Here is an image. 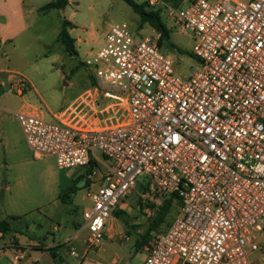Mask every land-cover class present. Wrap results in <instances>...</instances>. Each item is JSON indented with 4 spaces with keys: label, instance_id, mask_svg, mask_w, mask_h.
Listing matches in <instances>:
<instances>
[{
    "label": "built area",
    "instance_id": "2783aa9c",
    "mask_svg": "<svg viewBox=\"0 0 264 264\" xmlns=\"http://www.w3.org/2000/svg\"><path fill=\"white\" fill-rule=\"evenodd\" d=\"M185 1L171 12L194 40L200 69L193 77H175L156 43L136 41L116 25L86 65L102 86L106 111L116 108L121 121L74 125L67 115L75 106L55 122L16 118L34 159L52 157L58 169L91 167L85 181L95 188L82 229L90 247L145 176L150 193L181 202L180 217L148 238L145 264H249V252L264 255L253 237L264 229V0ZM10 89L22 95L30 86L15 77ZM5 251L13 263L24 257L13 241L0 246V257Z\"/></svg>",
    "mask_w": 264,
    "mask_h": 264
},
{
    "label": "rangeland",
    "instance_id": "374dc122",
    "mask_svg": "<svg viewBox=\"0 0 264 264\" xmlns=\"http://www.w3.org/2000/svg\"><path fill=\"white\" fill-rule=\"evenodd\" d=\"M133 1L137 5L149 2ZM185 5L186 1L182 0L168 4L158 2L146 8L148 11L160 9V19L170 30V39L159 50L172 60L173 75L182 81L193 77L200 69L198 60L190 54L194 40L175 24L176 14L171 12V9L177 8V12ZM39 16L38 21L30 24L26 38L21 39L24 40L20 42L23 47L19 51L10 49L5 60V69L16 78L28 81L31 89L23 97L15 98L9 86L6 89L11 94L6 97L8 102L0 103L5 110L0 113V129L9 133L7 147L0 143V221L9 222L11 227L0 246L11 240L18 242L24 251L19 264H35L34 260L38 264H53V260L56 264H145L148 238L164 233L180 217L178 200L172 196H155L149 192V179L138 177L129 195L119 202L108 220L109 224L113 222L115 236L103 237L96 246L90 247L86 243L87 232L81 229L85 225L83 214L91 207L87 193L95 186H78V181H70L66 186V181L77 173L86 176L91 167L58 169L52 157L34 159L18 120L10 112L16 113L21 104L29 102L41 111L39 117L42 120L55 122L54 114L62 113L82 92L99 85L94 68L87 66L86 61L105 45V36L111 27L124 24L136 41L148 38L157 44L156 31L148 22L141 24L139 14L122 0H75L64 14L76 25L70 35L76 41V54L70 55L55 37L62 22L58 12ZM178 49L184 52L180 53ZM109 112L121 121L116 109ZM95 154L103 164L111 165L100 152ZM73 184L76 188L70 190ZM168 201L170 205L166 203ZM157 219L160 223L150 228ZM77 232L79 240L70 242ZM253 237L264 249V229L253 232ZM59 244L56 258L34 249ZM85 248L88 254L82 261ZM71 250L78 258L70 256ZM12 253L5 251L0 264H14ZM248 260L249 264H264V255L260 251L249 252Z\"/></svg>",
    "mask_w": 264,
    "mask_h": 264
},
{
    "label": "crops",
    "instance_id": "0c3cea01",
    "mask_svg": "<svg viewBox=\"0 0 264 264\" xmlns=\"http://www.w3.org/2000/svg\"><path fill=\"white\" fill-rule=\"evenodd\" d=\"M42 1L43 0H0V103L4 104L8 102L6 97L11 96V94L6 89L7 87L10 86V84L15 79V76H14L15 74H11V72H9L7 68L5 69V63H6L5 60L7 58V52L10 51V49L19 51V49L23 47V45L20 42L24 41L21 39L26 38L24 37L25 34L30 31L29 29L31 27L30 24H32V22L34 23L38 21V19H40L39 15L44 16L45 14L51 11H55V12H58V14L61 17V21H62L61 27L64 21H67L71 24V27L67 28L69 29V32L67 30L69 36L71 35V32L74 30L76 26L69 18H66L64 16L66 9L71 4L75 3V0H67L68 4L64 9H61V10L51 9L47 12H42L40 9L43 6L47 5L48 3L52 2L53 0H46L45 2H42ZM180 1L182 0H149V3L150 5H155L158 2L162 4H168L169 2L176 3ZM59 33H60V30H58L55 36L57 41H58ZM95 85L97 87L91 86V88H88L87 90L82 92V94L77 96L66 107L64 111L74 106L77 107L76 109L77 112L76 111L73 112L74 113L73 115H69V114L67 115L68 118H70L68 122L74 125H84L85 127L90 128V129H100L102 127L107 126L108 124H115L119 122V120L117 121L116 114L111 116V112L106 111L107 101L103 95V89L98 84H95ZM30 89H31V86H30ZM14 94H15L14 95L15 98L17 97L21 98L24 96L25 93L22 95H18L16 93ZM112 109H116V108H112ZM15 111L16 113H25V114H32V115H37V116H39L41 113V111H39L35 106L31 105L29 102L21 104L20 107ZM64 111L59 114H54L52 117L53 120L56 121V120H63L64 118H67L62 115ZM1 112H5V110L0 105V113ZM16 113L10 112L11 116H13L14 118H16ZM2 118H3V115H2ZM0 143L3 144L4 147H7L9 143V133L5 131V129H0ZM70 181L71 182L78 181L79 186H83L86 183L85 176H83V174L81 173L74 174L70 180H67L66 186L68 185V183H70ZM104 232H105V238H108V237L112 238L113 236H115L114 235L115 232L113 230V222L112 224H109L107 222ZM5 235H7V233L2 235L1 239H4ZM1 239L0 241H2ZM78 240H79V232H77L70 239V242L78 241ZM11 241H13L16 245L19 246L18 242H16L15 240H11ZM60 246L61 244L52 245V246H40V247H34V249L37 252L40 251L43 254H48L49 257H52L50 253L47 251V249L54 248L55 250H58ZM85 254L86 255L88 254L86 248L83 250L82 255H81L82 261L85 259L84 257ZM56 257H57V251H56ZM73 258H78V255L77 257H73ZM20 262L21 261H19L18 263H14V264H19ZM33 263L38 264V261L34 260ZM53 264H56L54 260H53Z\"/></svg>",
    "mask_w": 264,
    "mask_h": 264
},
{
    "label": "trees",
    "instance_id": "16d2710c",
    "mask_svg": "<svg viewBox=\"0 0 264 264\" xmlns=\"http://www.w3.org/2000/svg\"><path fill=\"white\" fill-rule=\"evenodd\" d=\"M126 4H128L136 13L139 14L141 18V24L148 22L153 29L156 31L157 34H159L157 45L160 47L163 43L169 42L170 39V30L163 24V22L160 19V9L156 11H148L146 8L150 6L149 2H146L142 5H137L133 0H122ZM68 4L67 0H53L52 2L48 3L47 5L43 6L40 10L42 12H47L51 9H64ZM71 27V24L67 21H64L62 23V27L58 36V41L62 43L65 50L70 55L76 54V49L74 47L75 41L72 39L68 32L67 28ZM173 47V45H172ZM180 53H183L181 49H178ZM192 55V53H190ZM193 56V55H192ZM194 57V56H193ZM88 182L85 183L87 185ZM76 186L73 184V187L70 188V190H74ZM172 199H177L179 205L181 206L180 200L173 195ZM170 205V202H166ZM160 223V219L154 220L150 228L156 227ZM11 230L10 223L7 221H0V233L2 235L8 233ZM61 247V246H60ZM47 251L50 253L52 258H56V250L54 248L47 249Z\"/></svg>",
    "mask_w": 264,
    "mask_h": 264
},
{
    "label": "water",
    "instance_id": "95a60500",
    "mask_svg": "<svg viewBox=\"0 0 264 264\" xmlns=\"http://www.w3.org/2000/svg\"><path fill=\"white\" fill-rule=\"evenodd\" d=\"M79 186V185H78Z\"/></svg>",
    "mask_w": 264,
    "mask_h": 264
}]
</instances>
